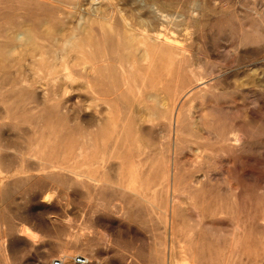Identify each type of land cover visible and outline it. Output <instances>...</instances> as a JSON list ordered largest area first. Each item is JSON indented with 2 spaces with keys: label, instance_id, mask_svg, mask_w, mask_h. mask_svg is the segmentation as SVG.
<instances>
[{
  "label": "rangeland",
  "instance_id": "rangeland-1",
  "mask_svg": "<svg viewBox=\"0 0 264 264\" xmlns=\"http://www.w3.org/2000/svg\"><path fill=\"white\" fill-rule=\"evenodd\" d=\"M264 264V0H0V264Z\"/></svg>",
  "mask_w": 264,
  "mask_h": 264
},
{
  "label": "built area",
  "instance_id": "built-area-1",
  "mask_svg": "<svg viewBox=\"0 0 264 264\" xmlns=\"http://www.w3.org/2000/svg\"><path fill=\"white\" fill-rule=\"evenodd\" d=\"M71 261L73 264H87L88 260L80 255L72 256ZM51 264H64V261L62 259H53L51 261Z\"/></svg>",
  "mask_w": 264,
  "mask_h": 264
},
{
  "label": "bare ground",
  "instance_id": "bare-ground-1",
  "mask_svg": "<svg viewBox=\"0 0 264 264\" xmlns=\"http://www.w3.org/2000/svg\"><path fill=\"white\" fill-rule=\"evenodd\" d=\"M87 258V257H86Z\"/></svg>",
  "mask_w": 264,
  "mask_h": 264
}]
</instances>
